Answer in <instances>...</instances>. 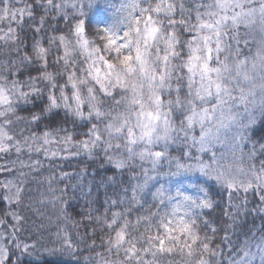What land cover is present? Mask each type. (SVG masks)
I'll return each instance as SVG.
<instances>
[{
    "label": "snow or ice",
    "instance_id": "1",
    "mask_svg": "<svg viewBox=\"0 0 264 264\" xmlns=\"http://www.w3.org/2000/svg\"><path fill=\"white\" fill-rule=\"evenodd\" d=\"M5 22L0 172L18 175L0 181V264L82 245L91 264H264V225L244 231L264 215V0H0ZM81 156L115 170L105 212L86 217L103 235L80 234L55 186L57 162ZM45 171L37 203L65 224L48 243L16 211Z\"/></svg>",
    "mask_w": 264,
    "mask_h": 264
},
{
    "label": "trees",
    "instance_id": "2",
    "mask_svg": "<svg viewBox=\"0 0 264 264\" xmlns=\"http://www.w3.org/2000/svg\"><path fill=\"white\" fill-rule=\"evenodd\" d=\"M112 2L119 7L120 0H112ZM115 9H109L108 11L102 13V16L105 19L111 17L112 11ZM6 22L0 24V27L6 28ZM63 28L64 24L61 21L58 25ZM11 57V52L8 48L0 45V64L6 63L7 60ZM19 115L26 116L27 112H20ZM19 129H15L18 131ZM264 136V122H258L253 129L252 137L254 140H261V137ZM264 142V141H261ZM15 159V156L11 157ZM4 159H0V163L4 162ZM58 166H54L55 173H68V177L63 181H57V188H66V198L69 204L67 208L68 215L72 218V221H80L81 226L78 231L81 235L85 232V225H87V231L91 232V228L97 227L94 223L89 222L86 217L90 213L93 217L102 216L106 210L105 200L107 196L112 195L113 188L112 186L101 185L100 179L104 176L113 175L114 169L111 166L101 167L99 160L92 161L83 156L78 158H72L67 161H58ZM18 167V166H17ZM47 167V165H45ZM84 170H87V175H84ZM93 173L96 175L94 176ZM17 175H13L8 172H0V181L6 180H16ZM51 175L50 172L45 171L42 176L38 177H29L28 187L32 190V198L25 201V204L16 209L22 214L29 218V229L30 233L41 234V239L44 243H48L50 239L55 238V230L57 224L61 228L65 227L63 219H58L60 217V206L46 204L41 206L37 201L41 198L40 193L46 191V185L43 184L44 178ZM88 187L92 188V192L89 195ZM51 197H49L50 199ZM216 199L221 201V206L224 207L226 203V196L222 190L216 192ZM250 200L255 201V198L251 195L249 196ZM29 204H32L33 207H28ZM252 205L250 204L249 207ZM9 211V206L7 201L0 199V219L7 220L8 223H11L10 218L6 216V213ZM39 214H36V212ZM213 218L217 221V224L223 223L225 217L223 216L221 209H217L213 213ZM261 225H264V215L254 213L249 215L244 220V231H247L249 228L255 226V228H260ZM69 231H73L69 227ZM258 234V233H257ZM103 235L99 232L98 236ZM234 240L236 237L233 238ZM240 240L244 239L243 235H240ZM97 245L100 244V239L96 240ZM97 251H104L103 248H98ZM90 257H95L94 252L87 250L86 246H81V251L78 254L77 258H73L68 255L61 257H44L42 264H77V259H79V264H91ZM24 264H41V261L37 260L35 257H28L24 260Z\"/></svg>",
    "mask_w": 264,
    "mask_h": 264
}]
</instances>
